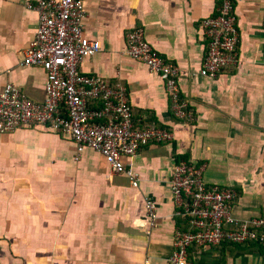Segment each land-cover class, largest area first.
<instances>
[{
	"label": "crops",
	"instance_id": "1",
	"mask_svg": "<svg viewBox=\"0 0 264 264\" xmlns=\"http://www.w3.org/2000/svg\"><path fill=\"white\" fill-rule=\"evenodd\" d=\"M38 0H0V92L12 82L29 98L45 97L46 71L22 63L34 38ZM85 33L102 49L82 61L84 73L123 82L138 127L173 132L131 158L134 186L106 158L44 126L0 133V264H170L177 230L189 229L171 189L175 163L205 165L208 184L238 192L234 215L264 205V0H236L238 65L200 73L208 48L203 20L218 0H84ZM142 25L147 40L180 67L181 97L192 118L180 119L163 78L126 54L127 33ZM128 162V161H127ZM147 197L158 217L150 225ZM194 264H264V250L230 244L193 246Z\"/></svg>",
	"mask_w": 264,
	"mask_h": 264
},
{
	"label": "built area",
	"instance_id": "2",
	"mask_svg": "<svg viewBox=\"0 0 264 264\" xmlns=\"http://www.w3.org/2000/svg\"><path fill=\"white\" fill-rule=\"evenodd\" d=\"M34 7L39 14L38 26L22 63L45 69V97L33 100L12 82L7 83L0 92V133L23 126L59 131L75 142L76 158L85 148H93L106 158L113 172H126L138 186L139 178L128 167L131 158L151 142L172 140L173 132L157 125L138 127L126 85L81 70L82 61L103 46L85 33L84 0H38ZM203 28L209 43L200 73L216 77L228 66L238 65L236 0H218L217 13L203 20ZM126 54L163 78L178 117H193L180 94V67L156 51L144 26L137 25L127 33ZM204 169L205 165L189 159L174 165L171 189L177 213L187 219L190 228L177 230L170 264H194L189 255L193 246L257 241L264 248V205L258 215L246 219L235 216L237 190L208 184ZM145 207L154 226L158 217L155 201L147 197Z\"/></svg>",
	"mask_w": 264,
	"mask_h": 264
},
{
	"label": "trees",
	"instance_id": "3",
	"mask_svg": "<svg viewBox=\"0 0 264 264\" xmlns=\"http://www.w3.org/2000/svg\"><path fill=\"white\" fill-rule=\"evenodd\" d=\"M182 119H184V118H182ZM223 244L238 245V246H243V247L246 246V247H251V248H254V247L257 248V247H259V248H261V249L264 250V248L262 247V245L259 242H257V241H252L249 244H236V243H230V242H224Z\"/></svg>",
	"mask_w": 264,
	"mask_h": 264
}]
</instances>
